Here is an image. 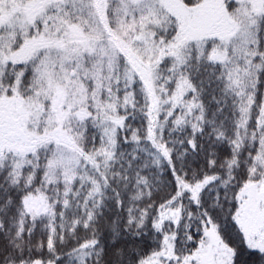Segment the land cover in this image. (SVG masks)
Returning <instances> with one entry per match:
<instances>
[{"label":"snow or ice","instance_id":"1","mask_svg":"<svg viewBox=\"0 0 264 264\" xmlns=\"http://www.w3.org/2000/svg\"><path fill=\"white\" fill-rule=\"evenodd\" d=\"M0 264H264V0H0Z\"/></svg>","mask_w":264,"mask_h":264}]
</instances>
